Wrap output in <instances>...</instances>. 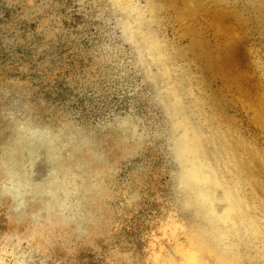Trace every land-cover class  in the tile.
Masks as SVG:
<instances>
[{"label": "rangeland", "instance_id": "1", "mask_svg": "<svg viewBox=\"0 0 264 264\" xmlns=\"http://www.w3.org/2000/svg\"><path fill=\"white\" fill-rule=\"evenodd\" d=\"M130 7L143 22L124 20ZM129 36L163 49L168 67ZM183 123L207 147L225 139L234 170L222 182L243 197L248 232L261 231L239 261L230 242L246 231L227 229L223 264H264V0H0V140L45 129L77 184L65 212L31 193L18 206L0 146V264H191L206 212L181 184ZM29 134L27 152L45 141ZM40 167L35 157L26 179Z\"/></svg>", "mask_w": 264, "mask_h": 264}, {"label": "bare ground", "instance_id": "2", "mask_svg": "<svg viewBox=\"0 0 264 264\" xmlns=\"http://www.w3.org/2000/svg\"><path fill=\"white\" fill-rule=\"evenodd\" d=\"M132 11V7L127 9V11H124V20H130V22L132 20L139 21L140 17H136L134 14H132ZM130 22L129 24L131 25ZM124 26L127 27L125 22ZM132 28L133 32L135 33L136 28L138 27ZM138 33L139 32H137V34ZM148 35H150V33L147 34V36ZM137 38V36H133L130 37L129 40L135 43L139 48L140 57L142 59H146L145 57H151L153 61L155 60L157 65H155L154 62L152 64H154L160 70V73L163 72V68L168 67L171 59L168 56L166 59L162 58L164 57L163 49H161L162 51L158 49H145L142 45V42H139ZM167 76H169V74ZM166 92V95L163 93V96L169 106L168 111L171 113L172 117H175L174 113L171 112V107L166 99V96H170L169 99L172 102H177V104L178 99L176 96L171 94L169 90ZM187 107L190 108L192 113L191 105H187ZM190 111L189 109L186 111V118L191 122L192 119L189 116ZM182 112L185 111L182 110ZM176 123L177 121H175V131H178L179 129ZM184 125L185 123L181 125L184 132L183 139H180L182 136L180 132L178 133L179 135L176 139V156L177 160L180 161L182 170L181 184L184 189H188L191 192L192 199L191 201L187 202L195 207L198 217L200 216L201 218L203 210L206 212L204 218L203 216L201 218L205 223L204 226L202 225L195 233L197 234V239L194 241V245L197 247L196 253L198 256L191 257L193 260L191 264H223L225 260L227 261V255L224 253L226 252V249L222 246L228 243V240L223 241L224 235L226 237L228 232L226 231L227 229H230V232L234 234V237L239 236V234L243 233L244 230L246 231L243 234L242 240H239V246L233 245V242H235V245H237L236 241L234 240L230 242V245L234 247V252H232L231 256H228L229 258H237V260L243 261L244 256L240 252L242 246L244 244L248 245L250 241L259 240L261 236V231L259 228L262 229V227L255 219L249 217V221L253 222L254 225L256 224V227L253 226V229L256 230V228H258L260 234L256 233L255 231L248 232L246 224H244V222L241 221L242 219H240L244 212V204L242 201L243 197L241 195H236L238 192H236L229 183L222 182V175L228 173L233 174L234 170V168L228 167L231 154L228 147L226 146L227 142L225 139L215 136L214 141L207 147L203 139V134L199 128L193 124H187V126ZM26 128V131H28V126H26ZM37 133H39L38 130H35L31 134ZM19 140H21V142ZM19 140V143L16 144L14 143L15 138L4 136L0 140V146H2L3 151L14 150L12 152V158L16 161L18 165L17 167H19L21 170L20 178L18 177L19 181L28 187L29 191L39 192L31 193L32 198L37 199L35 198V195H39L41 197L49 196V199L53 198L57 202L60 201V204H62V211L65 212V209H72L71 204L68 201L69 197L71 196L70 193H74V190L77 192V184L75 181H73V173L70 171L69 167L61 164L58 159L59 156H55V152H58V150H53L52 146L47 143V140H45L40 143L38 148L29 149L28 153L26 147H24L23 144L25 139L21 138ZM48 148H50V151H48ZM231 151L234 155L233 150ZM210 154H212V156H210ZM35 157L41 159V167L39 168L36 175H32V179L27 180L25 174L29 175V167H32ZM187 157H190V159ZM61 175H63V178ZM217 202L225 203L224 207L226 208L224 212L221 209H219V211L218 209L214 208V205ZM220 214L223 215L222 219H218ZM61 216L63 219L66 218V221L70 219L68 214ZM223 220L226 222L227 220H230V225L227 222L228 225L225 227V222ZM251 233L252 236L250 237ZM213 260L215 262H213Z\"/></svg>", "mask_w": 264, "mask_h": 264}, {"label": "water", "instance_id": "3", "mask_svg": "<svg viewBox=\"0 0 264 264\" xmlns=\"http://www.w3.org/2000/svg\"><path fill=\"white\" fill-rule=\"evenodd\" d=\"M16 130L17 131L15 132V134H13L11 136V138H15L14 143H16V144H18L19 141L21 142V140H19V139H21L23 137V135L26 136L27 133H29V132L33 133V131H34V130L32 131L30 129L28 131L19 130V129H16ZM38 132L39 133H37V134L44 136L45 140H47V143L52 146L53 150H55V149L58 150V152L57 151L55 152L56 153L55 156L56 157L59 156L58 159H59L60 163L65 165L64 162L61 161V158L63 157V155H62L59 143L55 139L56 137L53 134H51L50 132H47L45 129H41L40 128L38 130ZM25 144L27 145V144H30V143H25ZM13 151L14 150H12V151L4 150L2 156H4L5 158L1 157V158L6 159V162H3L2 167L5 169V171H6L7 175H8V180L7 181L10 184V186L9 187H5L4 190H5V192L11 194L12 197L15 200H17V202L19 204L18 206H20V205L23 204L25 193H39V192L38 191H36V192L29 191L28 187H26L21 181H19L18 177L20 178L21 170L19 169V167H17L18 165H17L16 161L13 160V158H12V152ZM51 152H52V150H51ZM60 195H61V193H60ZM35 197L42 200V203H43V206H44L43 210L46 213H52L56 209H62V207H61L62 204H60V201L57 202L53 198L49 199V196H47V197L46 196H42L41 197L39 195L38 196L35 195ZM44 197H46V199L43 200L42 198H44Z\"/></svg>", "mask_w": 264, "mask_h": 264}]
</instances>
